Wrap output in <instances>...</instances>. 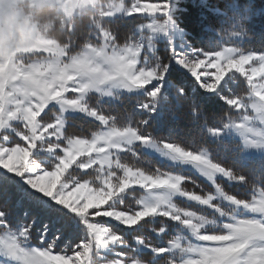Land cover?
Here are the masks:
<instances>
[{
	"label": "snow or ice",
	"instance_id": "1",
	"mask_svg": "<svg viewBox=\"0 0 264 264\" xmlns=\"http://www.w3.org/2000/svg\"><path fill=\"white\" fill-rule=\"evenodd\" d=\"M38 3L70 23L66 47L42 40L15 55L0 48V264H101V253L103 264H264V188L259 198H238L218 181L248 185L256 153L264 181V51L213 40L194 46L174 0H112L111 12L87 24L75 11L84 0ZM237 74L243 94L232 90ZM217 100L238 115L210 116ZM183 109L191 128L181 137ZM77 114L97 122L95 130L76 131ZM165 114L171 123L161 135ZM232 133L242 144L229 160ZM155 154L173 170L146 166ZM181 166L214 191L187 190L185 183L200 185L174 170ZM137 189L135 207H125ZM177 197L211 211L187 210ZM157 217L187 235H140ZM150 231L160 238L168 230Z\"/></svg>",
	"mask_w": 264,
	"mask_h": 264
},
{
	"label": "trees",
	"instance_id": "2",
	"mask_svg": "<svg viewBox=\"0 0 264 264\" xmlns=\"http://www.w3.org/2000/svg\"><path fill=\"white\" fill-rule=\"evenodd\" d=\"M174 18L176 19L179 26L184 30L186 38L194 46H203L202 43L213 40L219 43L221 47H234L239 46L244 50L252 51H264V0H174ZM87 24V20L83 21ZM234 31H240L239 36H232L231 33ZM161 45L158 47L159 54H163V49L165 47L164 42H160ZM237 80L233 84V91L240 90L243 94V89L247 88V84L243 81L242 77L237 75ZM239 85V89H237ZM95 103V99L92 101ZM104 107H108L107 101H104ZM208 114L211 116L213 113H218L227 118L228 115H232L235 118L238 114L235 110L229 108V106L223 104L222 102L212 101L208 103L207 106ZM211 122V121H210ZM75 126L76 131L83 130L88 133L95 130L96 123L87 117L76 116L72 122ZM170 118L168 114L160 121L158 131L161 135L167 133L170 127ZM175 127L179 136L183 137L191 128V124L186 115V109L181 112V119L175 122ZM174 139L176 137H173ZM237 144H240L235 139H229L226 142L225 149L226 155L229 160H231L235 152L233 149ZM150 160L149 166L154 170L155 167H161L162 170L168 171L173 170L170 166L158 161L154 157L146 158ZM249 169H256V176L254 179H250L248 185H240L235 182L228 183L226 180L219 179L218 181L225 187L230 194H235L238 198L251 199L256 193L260 192L264 188V181H262L259 173V157L253 158V160L248 165ZM186 176L192 177L200 185V188H195L191 183H185L184 187L189 190H195L197 193L201 192V188L205 191H211L212 188L208 186L204 181H202L197 175L190 171H186ZM140 191L136 190L131 192L126 200L125 207H135L134 198L140 195ZM181 204V203H180ZM107 207V206H106ZM20 209H16V214L19 215ZM102 217V216H101ZM96 219L107 225H115L113 221L102 217ZM168 220L163 217H159L156 220H149V223L144 225L141 229L140 235L149 236L150 238L163 239L167 241L173 237V229H170L171 224L167 226V234L163 237L156 238L153 237L150 229L158 228L164 226ZM143 223V221L141 222ZM123 227V226H121ZM78 242V241H76ZM38 243L33 238V245ZM61 247H64L61 244ZM112 256H108L107 259H112ZM103 262V260L101 261Z\"/></svg>",
	"mask_w": 264,
	"mask_h": 264
},
{
	"label": "clouds",
	"instance_id": "3",
	"mask_svg": "<svg viewBox=\"0 0 264 264\" xmlns=\"http://www.w3.org/2000/svg\"><path fill=\"white\" fill-rule=\"evenodd\" d=\"M112 0H84L82 7L75 9L87 22H99ZM123 0H119L122 4ZM70 21L58 16L55 6L39 4L38 0H0V48L15 55L24 48L38 46L42 40L53 41V47H66L65 26ZM77 55L87 53L81 51ZM142 264H148L147 261Z\"/></svg>",
	"mask_w": 264,
	"mask_h": 264
},
{
	"label": "rangeland",
	"instance_id": "4",
	"mask_svg": "<svg viewBox=\"0 0 264 264\" xmlns=\"http://www.w3.org/2000/svg\"><path fill=\"white\" fill-rule=\"evenodd\" d=\"M141 2H142V3H153V2H156V0H141ZM136 15H137V16H143V15H145V14H144V13H137ZM175 20H176V19H175ZM145 22H146V21H145ZM160 45H161V43L159 42V43L157 44V48H158ZM246 67H247V66H246ZM237 75H239V74H237ZM256 79L258 80L259 78L257 77ZM102 99H103L104 101H108V98H102ZM237 114H238V113H237ZM76 116H81V115H80V114H77ZM76 116H75V117H76ZM89 119H90V118H89ZM257 130H259V131H261V132H264V128H258ZM231 139H235V140H237L240 144H242V140L239 138L238 134H236V133H232V135H231ZM249 151H252V150H249ZM151 157H154V158H156L158 161H160V162H162V163H165L166 165L170 166V165H169V162L164 161V158L159 157L158 154H155V155H153V156H151ZM258 157H259V154L256 153V155H255L254 158H258ZM174 170L180 172V173L183 174V175L185 174L186 171H190V172H192L193 174L197 175L202 181H204L206 184H208V186L212 188L211 191H214L213 186L211 185V183H210L209 181H207L206 178L200 176V175L198 174V172H197L195 169H193L192 167H190V166H181L180 168H178V169H174ZM219 179H222V180H226V181H227V179H226V178H223V177H218V180H219ZM227 182H228V183H231V182H229V181H227ZM201 189H202V188H201ZM137 190L140 191V192H142V190H140V189H137ZM140 194H141V193H140ZM259 195H260V192L256 193L254 196H255L256 198H259ZM175 203H176L178 206H180V207H184V208H186L187 210H190V211H196L198 214H209L210 211H211V210L207 209L206 206L198 205V204H196L195 202H192V201L187 200V198H180V197H177L176 200H175ZM180 203H181V204H180ZM106 206H107V205H104L103 207L106 208ZM90 211H91V210H90ZM105 218H106V219H109L110 221H113V223H117V222H115L114 220H111L110 218H107V217H105ZM157 218H159V217H157ZM157 218H155L154 220H156ZM102 219H103V218L100 217V220H102ZM165 219L167 220V218H165ZM169 223L171 224L170 229H173V233H174V234H173V237L176 236V235H181V236L187 235L186 233L179 232V231L174 227L175 222H172V221H170V220H168L164 226H165L166 228H168L167 225H168ZM104 224H106V223H104ZM106 225H107V224H106ZM173 237H172V238H173ZM98 259H100L101 261L104 260V254L101 253V257H99ZM101 264H103V262H101Z\"/></svg>",
	"mask_w": 264,
	"mask_h": 264
}]
</instances>
